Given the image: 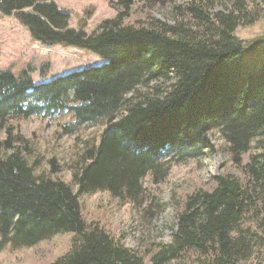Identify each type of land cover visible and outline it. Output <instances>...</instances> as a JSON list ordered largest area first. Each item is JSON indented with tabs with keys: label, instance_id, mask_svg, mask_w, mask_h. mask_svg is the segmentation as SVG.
Segmentation results:
<instances>
[{
	"label": "trees",
	"instance_id": "16d2710c",
	"mask_svg": "<svg viewBox=\"0 0 264 264\" xmlns=\"http://www.w3.org/2000/svg\"><path fill=\"white\" fill-rule=\"evenodd\" d=\"M160 4L167 16L150 13L125 23L137 4ZM114 17L91 32L84 20L71 27L70 14L54 0H0V14L14 16L41 45L76 47L104 63L35 83L31 67L18 73L0 67V123L12 118L65 110L75 131L86 123L107 121L89 160L69 184L34 174L19 152L0 155V246H32L70 232V246L46 264H167L195 253L200 264H240L254 249L264 252V149L243 164L245 179L214 178L210 189L188 194L177 211L167 242L139 254L98 222L83 217L79 196L108 190L137 203L146 174L155 181L166 172L164 158L177 160L210 148L208 134L221 133L233 160L264 132V60L240 69L243 43L239 26L264 13V0H113ZM42 79L46 78L43 69ZM145 80L153 90L127 97ZM124 108L126 112L117 117ZM51 163L54 160H50ZM250 214L257 229L245 226Z\"/></svg>",
	"mask_w": 264,
	"mask_h": 264
},
{
	"label": "rangeland",
	"instance_id": "374dc122",
	"mask_svg": "<svg viewBox=\"0 0 264 264\" xmlns=\"http://www.w3.org/2000/svg\"><path fill=\"white\" fill-rule=\"evenodd\" d=\"M59 9L70 14L71 27L77 28L84 20L85 30L91 32L101 19L114 17L117 11L113 0H54ZM150 13L156 17L167 16L166 9L159 3L154 6L135 5L125 23ZM235 35L243 43L238 67L255 69L264 60V13L252 24L239 26ZM104 63V60L76 47L59 45L45 46L34 41L27 29L14 16L0 14V67L15 74L31 67L35 83L79 70L87 66ZM46 74L42 79L40 72ZM136 91L127 97L151 92L160 83L154 80L142 81ZM126 112L122 108L117 117ZM74 121L72 113L64 111L50 115H32L28 118H12L0 123V155L9 156L19 152L34 166V174L50 176L65 181L75 192L77 184L74 172L89 160H84L86 149L97 145L107 121L86 123L75 131L65 126ZM210 148L202 147L193 156L177 160L171 155L164 158L165 175L155 181L152 174L140 179L142 195L137 203L115 197L108 190L81 194L79 202L87 222H98L112 235L123 234L121 241L132 251L144 254L148 259L154 244L167 242L177 221V211L183 206L185 197L197 189H210L214 178L220 174H232L245 179L243 164L251 156L264 149V132L252 139L247 152L239 160L232 159L229 144L220 132L208 134ZM50 160H54L53 163ZM244 225L257 229L255 219L247 215ZM72 233H58L32 246L13 247L10 243L0 246V264H46L62 255L70 246ZM167 264H200L195 253L172 259ZM240 264H264L263 250L254 249L253 255Z\"/></svg>",
	"mask_w": 264,
	"mask_h": 264
},
{
	"label": "crops",
	"instance_id": "0c3cea01",
	"mask_svg": "<svg viewBox=\"0 0 264 264\" xmlns=\"http://www.w3.org/2000/svg\"><path fill=\"white\" fill-rule=\"evenodd\" d=\"M83 51V50H82Z\"/></svg>",
	"mask_w": 264,
	"mask_h": 264
}]
</instances>
